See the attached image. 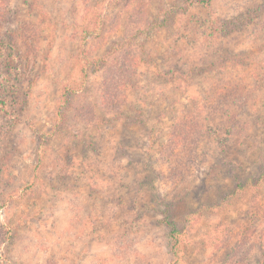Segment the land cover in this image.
Returning a JSON list of instances; mask_svg holds the SVG:
<instances>
[{"label":"rangeland","instance_id":"374dc122","mask_svg":"<svg viewBox=\"0 0 264 264\" xmlns=\"http://www.w3.org/2000/svg\"><path fill=\"white\" fill-rule=\"evenodd\" d=\"M0 264H264V0H0Z\"/></svg>","mask_w":264,"mask_h":264},{"label":"trees","instance_id":"16d2710c","mask_svg":"<svg viewBox=\"0 0 264 264\" xmlns=\"http://www.w3.org/2000/svg\"><path fill=\"white\" fill-rule=\"evenodd\" d=\"M198 2H202V3H205V5H208L209 4V0H198ZM181 8L183 9V11H186L187 8L184 7V6H181ZM237 92V91H236ZM235 93V92H234ZM231 96V97H230ZM232 96L234 97L233 93H230L229 97H230V100L231 102L234 103V98H232ZM169 226L171 227V239L173 240L172 242V249L175 250V245L177 243V239H178V236H177V233H178V229L177 227L174 225V223L170 222L168 223ZM175 240V241H174Z\"/></svg>","mask_w":264,"mask_h":264}]
</instances>
